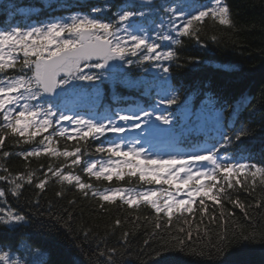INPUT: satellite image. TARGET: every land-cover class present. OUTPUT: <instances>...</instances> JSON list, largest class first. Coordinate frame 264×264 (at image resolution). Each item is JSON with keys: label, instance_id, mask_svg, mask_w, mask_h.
Wrapping results in <instances>:
<instances>
[{"label": "trees", "instance_id": "trees-1", "mask_svg": "<svg viewBox=\"0 0 264 264\" xmlns=\"http://www.w3.org/2000/svg\"><path fill=\"white\" fill-rule=\"evenodd\" d=\"M7 1L15 6L0 10V26L21 28V6L38 11L34 23L47 16L37 0ZM191 1L193 10L182 11L192 16L166 27L151 55L137 54V65L101 73L74 69L71 86L103 91V105L88 112L111 118L139 122L151 110L179 122L186 103L220 115L219 134L184 142L200 149L195 158L221 161L204 183L207 192L169 216L141 200L117 195L106 201L99 194L105 189L158 185L139 172L101 178L86 170L92 160L114 157L112 130L97 136L91 126L67 136L53 126L19 134L0 123V264H264V0ZM65 5L67 14L100 7ZM134 56L127 54L128 60ZM26 61L1 71L36 74ZM234 161L239 170L229 169Z\"/></svg>", "mask_w": 264, "mask_h": 264}, {"label": "rangeland", "instance_id": "rangeland-1", "mask_svg": "<svg viewBox=\"0 0 264 264\" xmlns=\"http://www.w3.org/2000/svg\"><path fill=\"white\" fill-rule=\"evenodd\" d=\"M180 5H183L180 9L179 16L181 19L179 22L184 21V19L191 17V15H188L182 11V9H185V11H192L194 8V5L191 0H181ZM164 17L161 21H157L156 23L151 20L148 24L145 26L137 25L136 22L128 18V16L132 17V15L125 16V23L118 29V31L114 34V38H119L113 45V54L115 55V49L119 48L124 40H132L133 34L138 33L139 34V40L136 39L135 43L129 48L132 55H137L138 51L141 50V42L147 43L149 40H146V35H158V37H162L164 35L163 30L166 29V27L173 26L177 23V19L175 18V15L172 10L167 13L165 10H162ZM128 20V21H127ZM157 26V27H154ZM29 39V33L24 32L22 34H11L9 36H1L0 35V65H7L10 63L8 60L10 51H17L20 52L22 50V43H24L26 40ZM28 43H25V46ZM129 44V43H127ZM123 45H125L123 43ZM53 45H50L48 49H51ZM124 52L121 50V48L116 52V55L112 54V58L114 59L111 61L106 60V62L102 63V66L100 68L108 69L115 61L119 58V56ZM74 66V65H73ZM27 69L30 68V66H26ZM63 69V68H62ZM61 72V73H60ZM64 70H60L57 75H62ZM63 81H61L62 83ZM39 81H36L35 84L38 85ZM31 81L29 79V75L22 78L16 77L14 79H0V107H3L4 115L6 117V123L8 125H13L18 130L25 129L28 124H34L35 121H33L36 117H41L43 109H39L37 111H34L31 109V105L29 103H25L26 100H37L39 99V96L37 94V91H34L32 88H30ZM97 96L88 97L87 95L82 94L80 99H77L75 96V92L73 90H69L68 92H64L63 97L60 99L61 106L66 105L67 108H85L87 104H93L97 101L98 97L101 95L100 91H97ZM69 98V101L67 102L66 98ZM43 106L46 108L45 116L43 117L42 122L45 126L49 125V120L53 116L55 117V112L57 107H52L51 104L42 103ZM16 108H18V111H16ZM22 112H30L33 117L27 121H22ZM16 114V115H15ZM8 116H12V118L7 119ZM76 121H69L63 120V118L58 117L55 122L52 123V125L58 124L61 129H75L76 127L82 126V122L90 121L89 118L82 117L80 115L74 117ZM55 123V124H54ZM71 124H75L73 127H70ZM130 149L132 150V154L134 155V158H127V159H109L106 161H102L99 163H91L89 165V170L94 174L99 175H108L110 173H117L120 169H122V166H125L126 168H138L140 171H142L144 174H149L155 179H168V180H174V181H183V180H189V178L193 175V166L192 165H186L181 170H178L176 167L173 166H165V170L162 172L158 171L157 165H152L149 161L150 158L158 160V158H153L150 156L149 152H145L144 148H140L139 146L136 147L133 143L128 144ZM136 160L137 163H133V160ZM195 176L198 175L194 173ZM202 174V173H200ZM180 194H183L181 192H177V195L167 194L166 197L161 196L158 194L157 191H143V192H135V191H125V192H108L106 195L108 197H115L119 195L122 199L130 202H138V201H146L149 202L152 206L159 209L168 210L172 208L175 204V201L178 199V196Z\"/></svg>", "mask_w": 264, "mask_h": 264}, {"label": "water", "instance_id": "water-1", "mask_svg": "<svg viewBox=\"0 0 264 264\" xmlns=\"http://www.w3.org/2000/svg\"><path fill=\"white\" fill-rule=\"evenodd\" d=\"M139 4H150L160 0H128ZM110 54V47L106 42L95 41L81 46L71 52H62L58 57L52 58L44 63L42 88L49 95L56 94L55 71L61 67L67 58L85 59L88 62H97L103 60Z\"/></svg>", "mask_w": 264, "mask_h": 264}]
</instances>
